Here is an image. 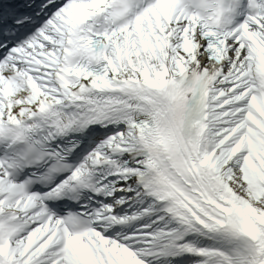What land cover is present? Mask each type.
Listing matches in <instances>:
<instances>
[{"label": "snow or ice", "instance_id": "snow-or-ice-1", "mask_svg": "<svg viewBox=\"0 0 264 264\" xmlns=\"http://www.w3.org/2000/svg\"><path fill=\"white\" fill-rule=\"evenodd\" d=\"M0 264H264V0H0Z\"/></svg>", "mask_w": 264, "mask_h": 264}]
</instances>
